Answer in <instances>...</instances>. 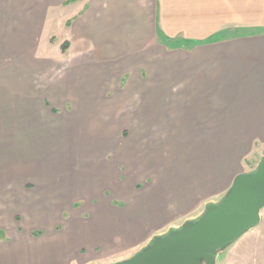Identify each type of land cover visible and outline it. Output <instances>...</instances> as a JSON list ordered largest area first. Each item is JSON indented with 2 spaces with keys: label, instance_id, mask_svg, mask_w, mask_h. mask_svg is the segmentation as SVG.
Instances as JSON below:
<instances>
[{
  "label": "crops",
  "instance_id": "0c3cea01",
  "mask_svg": "<svg viewBox=\"0 0 264 264\" xmlns=\"http://www.w3.org/2000/svg\"><path fill=\"white\" fill-rule=\"evenodd\" d=\"M261 145L264 0H0V264L132 256Z\"/></svg>",
  "mask_w": 264,
  "mask_h": 264
},
{
  "label": "water",
  "instance_id": "95a60500",
  "mask_svg": "<svg viewBox=\"0 0 264 264\" xmlns=\"http://www.w3.org/2000/svg\"><path fill=\"white\" fill-rule=\"evenodd\" d=\"M263 209L264 156L254 171L237 175L224 197L208 204L200 216L111 264H216L220 252L261 222Z\"/></svg>",
  "mask_w": 264,
  "mask_h": 264
},
{
  "label": "rangeland",
  "instance_id": "374dc122",
  "mask_svg": "<svg viewBox=\"0 0 264 264\" xmlns=\"http://www.w3.org/2000/svg\"><path fill=\"white\" fill-rule=\"evenodd\" d=\"M57 30L58 28L55 31ZM56 33L60 34L59 32ZM263 156L264 145L255 148L253 154L249 158L245 159L243 172L254 171ZM225 193L226 191L223 192V196ZM75 208L76 207H72L71 205L66 206L62 212V217L65 218L69 214L72 215L73 213L70 209ZM168 231L169 229L164 233ZM120 257H123L121 258L122 260L131 257V250L125 252ZM103 263L105 262L94 264ZM216 264H264V209L261 211V222L236 243L220 252Z\"/></svg>",
  "mask_w": 264,
  "mask_h": 264
},
{
  "label": "trees",
  "instance_id": "16d2710c",
  "mask_svg": "<svg viewBox=\"0 0 264 264\" xmlns=\"http://www.w3.org/2000/svg\"><path fill=\"white\" fill-rule=\"evenodd\" d=\"M74 0H68V2H72ZM68 45H67V42H65L63 45H62V49L63 51H65L67 49ZM78 204H75V206H77ZM42 232H35V235H39L41 234Z\"/></svg>",
  "mask_w": 264,
  "mask_h": 264
}]
</instances>
